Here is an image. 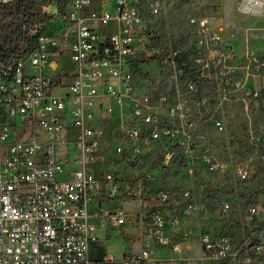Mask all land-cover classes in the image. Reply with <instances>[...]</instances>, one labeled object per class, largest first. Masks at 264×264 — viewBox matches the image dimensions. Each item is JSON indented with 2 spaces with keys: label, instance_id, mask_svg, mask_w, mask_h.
Listing matches in <instances>:
<instances>
[{
  "label": "built area",
  "instance_id": "built-area-1",
  "mask_svg": "<svg viewBox=\"0 0 264 264\" xmlns=\"http://www.w3.org/2000/svg\"><path fill=\"white\" fill-rule=\"evenodd\" d=\"M11 1L0 0V5ZM237 2L246 16L264 15V0ZM158 10L159 3L152 2L150 12ZM44 12L53 13L58 32L46 35L34 25L33 49L0 65V264H158L155 242L157 249H182V241L166 232L177 220L150 208L149 199H137L132 188L121 195L115 170L106 169V147L122 154L125 144L138 137L135 128L154 122L149 96L135 94L132 86L135 52L145 48L137 32L139 1L64 0ZM198 25L203 29L206 22ZM146 55L160 56L156 50ZM167 55L163 61L167 57L165 62L176 67L181 54ZM62 58L74 64L72 74L59 64ZM124 102H130V113L113 116L114 107L122 112ZM112 119L118 124L116 138L106 146V124ZM150 137L157 139V132ZM70 152H76L78 166L72 171L66 168ZM215 168L226 170L224 164ZM235 175L243 181L251 177L241 166ZM120 195L139 201L135 212L112 208ZM228 210L227 203L222 205L223 212ZM107 226L122 228L138 249L121 260L114 255L93 260L91 244ZM239 236L202 231L196 238L201 259L264 264V202L247 207Z\"/></svg>",
  "mask_w": 264,
  "mask_h": 264
},
{
  "label": "rangeland",
  "instance_id": "rangeland-1",
  "mask_svg": "<svg viewBox=\"0 0 264 264\" xmlns=\"http://www.w3.org/2000/svg\"><path fill=\"white\" fill-rule=\"evenodd\" d=\"M138 1L137 32L145 48L135 52L132 86L135 94L149 96L154 122L136 127L138 137L122 154L106 147V169L115 170L121 195L132 188L137 199H149L150 208L177 220L166 232L182 241V249H157L155 242L158 264H222L201 259L197 236L202 231L240 234L247 201L264 202V15L242 14L237 0ZM154 1L156 14L150 12ZM203 20L202 29L198 22ZM50 21L46 35L60 29L55 18ZM153 50L160 56L147 59ZM172 51L184 57L190 75L165 62L167 57L163 61ZM59 64L72 74L74 64L67 58ZM130 106L124 102L122 112L114 107L113 116L126 118ZM117 126L114 119L106 124V146L116 138ZM153 131L157 139H151ZM75 156L70 152L68 170L78 169ZM217 164L226 170L219 172ZM240 166L251 173L246 181L235 175ZM162 194L166 198L160 200ZM121 195L112 208L135 212L139 201ZM125 233L137 235L133 229ZM136 249L138 243L125 238L122 228L107 226L94 242L93 255L121 260Z\"/></svg>",
  "mask_w": 264,
  "mask_h": 264
},
{
  "label": "trees",
  "instance_id": "trees-1",
  "mask_svg": "<svg viewBox=\"0 0 264 264\" xmlns=\"http://www.w3.org/2000/svg\"><path fill=\"white\" fill-rule=\"evenodd\" d=\"M64 0H12L0 5V65H9L18 56L30 52L36 42L37 36L30 34L34 25L41 26L43 32L51 16L44 12L49 5H60ZM43 34H47V31ZM182 55L176 58L177 70L188 74V65ZM254 199L247 201L245 208L253 204ZM245 209V210H246ZM234 239H239V234L225 233Z\"/></svg>",
  "mask_w": 264,
  "mask_h": 264
},
{
  "label": "crops",
  "instance_id": "crops-1",
  "mask_svg": "<svg viewBox=\"0 0 264 264\" xmlns=\"http://www.w3.org/2000/svg\"><path fill=\"white\" fill-rule=\"evenodd\" d=\"M93 245L94 243L91 244V247H90V257L93 259V260H99L102 256L100 255H97L96 257L93 255Z\"/></svg>",
  "mask_w": 264,
  "mask_h": 264
}]
</instances>
